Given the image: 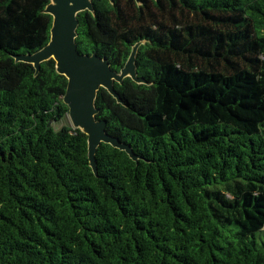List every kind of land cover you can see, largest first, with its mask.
I'll return each instance as SVG.
<instances>
[{
	"label": "trees",
	"instance_id": "1",
	"mask_svg": "<svg viewBox=\"0 0 264 264\" xmlns=\"http://www.w3.org/2000/svg\"><path fill=\"white\" fill-rule=\"evenodd\" d=\"M76 42L130 77L69 122L51 0H0V264H264V0H92Z\"/></svg>",
	"mask_w": 264,
	"mask_h": 264
},
{
	"label": "water",
	"instance_id": "2",
	"mask_svg": "<svg viewBox=\"0 0 264 264\" xmlns=\"http://www.w3.org/2000/svg\"><path fill=\"white\" fill-rule=\"evenodd\" d=\"M86 10L94 11L92 0H51L45 9V13L53 16L50 41L33 54L16 56V60L33 64L39 72L43 62L53 59L58 72L68 79L64 103L69 108L71 125L88 136L89 163L97 175L96 155L102 143L125 151L134 161L138 159L128 144L107 133L106 120L97 119L99 110L96 108V98L99 90L106 89L119 103H123L114 84H122L127 77L136 83L145 81L138 78L136 72L135 61L140 43L133 47L120 73L111 68L107 59L79 50L76 42L78 14Z\"/></svg>",
	"mask_w": 264,
	"mask_h": 264
},
{
	"label": "rangeland",
	"instance_id": "3",
	"mask_svg": "<svg viewBox=\"0 0 264 264\" xmlns=\"http://www.w3.org/2000/svg\"><path fill=\"white\" fill-rule=\"evenodd\" d=\"M69 119V118H68ZM69 122H70V119H69ZM71 123V122H70Z\"/></svg>",
	"mask_w": 264,
	"mask_h": 264
}]
</instances>
